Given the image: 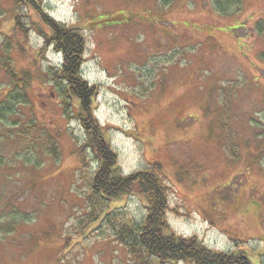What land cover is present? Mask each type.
Instances as JSON below:
<instances>
[{
    "label": "rangeland",
    "instance_id": "obj_1",
    "mask_svg": "<svg viewBox=\"0 0 264 264\" xmlns=\"http://www.w3.org/2000/svg\"><path fill=\"white\" fill-rule=\"evenodd\" d=\"M35 1L0 0V57L11 42L29 77L20 127L19 115L0 124V216L14 227L0 225V264H135L116 229L147 212L134 191L93 206L86 123L47 75L62 57L45 45V20L82 36L96 129L122 176L159 178L168 233L264 264V0L225 13L214 0ZM7 82L0 71V103Z\"/></svg>",
    "mask_w": 264,
    "mask_h": 264
},
{
    "label": "trees",
    "instance_id": "obj_2",
    "mask_svg": "<svg viewBox=\"0 0 264 264\" xmlns=\"http://www.w3.org/2000/svg\"><path fill=\"white\" fill-rule=\"evenodd\" d=\"M29 4L35 5V0H14V5ZM216 9L225 13L226 8L237 7L234 0H214ZM15 26L18 20L15 19ZM44 22V21H43ZM44 25L49 29L48 37L43 35L45 45L52 47L54 51L61 55L62 62L58 68L47 75L52 76L55 88L62 95L74 97L81 108L82 121L85 122V131L89 137L86 149L93 154L96 171L90 178V199L93 206L97 207L104 202L116 201L131 193L142 196L146 205V215L142 223L137 227H130L129 224H118L116 236L129 246V253L132 247L137 249L133 256L135 264H150L151 259L157 264H175L183 262L186 264H250L245 257L225 255L212 252L195 239H186L168 233V226L165 222V213L168 211L167 196L159 178L152 172H139L130 176H122L116 164L115 154L108 149L103 131H97L96 122L93 116V104L96 96L94 86H90L82 77L81 66L83 64L84 40L80 34L68 29L60 24L45 20ZM264 31H261V35ZM11 42L5 43V50L10 51ZM0 57V71L4 78H7L8 93L4 97V102L0 103V124L11 117L19 115L20 120H14V127H20L23 119L22 112L19 114L18 107L28 104L27 85L29 77L25 73L17 74L12 66L9 53ZM1 85V84H0ZM93 111V112H92ZM85 113V117H84ZM84 118H86L84 120ZM23 129L20 130L25 136L37 130L35 121L29 120ZM260 124H258L259 126ZM259 136L264 138V126H260ZM263 131V132H262ZM82 157V156H81ZM1 160V159H0ZM84 161V159H82ZM2 233L10 235L13 230V223H5V216H0ZM132 240L133 244L128 243Z\"/></svg>",
    "mask_w": 264,
    "mask_h": 264
}]
</instances>
